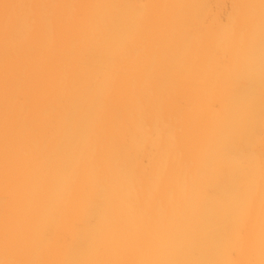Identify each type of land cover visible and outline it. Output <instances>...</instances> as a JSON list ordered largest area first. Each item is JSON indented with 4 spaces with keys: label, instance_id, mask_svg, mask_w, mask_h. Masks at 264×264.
I'll return each mask as SVG.
<instances>
[{
    "label": "bare ground",
    "instance_id": "obj_1",
    "mask_svg": "<svg viewBox=\"0 0 264 264\" xmlns=\"http://www.w3.org/2000/svg\"><path fill=\"white\" fill-rule=\"evenodd\" d=\"M0 264H264V0H0Z\"/></svg>",
    "mask_w": 264,
    "mask_h": 264
}]
</instances>
